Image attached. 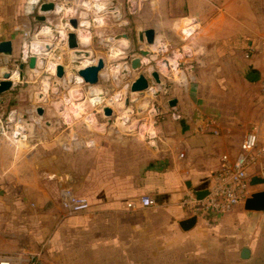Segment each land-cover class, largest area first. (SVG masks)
<instances>
[{"label": "crops", "instance_id": "1", "mask_svg": "<svg viewBox=\"0 0 264 264\" xmlns=\"http://www.w3.org/2000/svg\"><path fill=\"white\" fill-rule=\"evenodd\" d=\"M25 1L0 0V42L12 45L11 57L0 55V81L14 70L22 30L32 25ZM125 14L128 26L115 33L125 32L134 48L143 45L137 28L178 45L183 22L195 21L187 43L193 80L185 89L173 84L156 101V148L107 131L80 148L59 146L45 138L54 102L41 105L39 117L36 103L31 110L20 99L28 83L0 95V121L6 124L9 113L15 119L9 132L37 124L34 143L29 135L18 142L0 136V254L38 255L44 264H251L262 255L264 213L247 212L242 203L211 223L196 218L183 231L179 223L193 214L180 201L211 188L221 157L232 159L248 132L257 133L262 151L249 179L264 181V0H145L137 14ZM31 74L24 67L22 79ZM65 188L89 208L66 213ZM250 188L264 191V183ZM145 196L153 206H139Z\"/></svg>", "mask_w": 264, "mask_h": 264}, {"label": "built area", "instance_id": "2", "mask_svg": "<svg viewBox=\"0 0 264 264\" xmlns=\"http://www.w3.org/2000/svg\"><path fill=\"white\" fill-rule=\"evenodd\" d=\"M144 1L145 0H125V7L127 8L128 14H137ZM43 3H51L53 9L50 13L45 14L44 22L38 23L35 22L34 19L35 16L41 15L39 8ZM23 11L31 19L32 25L22 30L23 41L20 53L15 61L14 70L10 71L9 80L12 83V87L21 83V79L13 77V74L16 72L19 73V65L21 64L24 65V67H28V62L31 58L35 59V68L30 69L33 73L41 70L44 72L50 70L51 75L56 76V68L60 65L63 67L65 75L69 62L75 61V59L70 57L71 52L86 50L92 54V51L88 50V48L92 47L91 45L94 44V40H96L98 47H107L109 59L114 52L117 54V59L119 56H123V58H120L124 60L122 66L130 71V74L126 76L129 77V85L126 86H130L131 82L137 79L139 75H144L147 80V88L142 92L144 97H148V93L154 97H156L158 93L166 95L169 91V86L166 85L167 82H172L178 87L185 89L193 80L192 73L194 65L190 60L191 53L187 44L197 29V25L193 20H185L181 25L179 33L180 41L178 45L155 38L154 42L148 45V48H143L141 45L137 48L135 54H131L133 50L129 47V38L127 41L125 40V46L121 45V43H123L122 40L115 39L117 35L125 32L103 37L102 31L98 30L99 26H102L104 23L107 24L108 18H110L108 16L111 15V17L114 18V13L111 11H117V0H26L23 5ZM70 20L76 21V28L70 25ZM115 20L119 21L117 19ZM121 23H125V20L120 21V24ZM41 31L46 32L47 35L42 38L39 37ZM69 33L75 34L78 45L75 50L68 49L67 42ZM81 33L89 36V43L86 48H81L78 44V35ZM142 49H146L149 52L147 56H140L139 53ZM66 50H68V54H65L64 51ZM55 53L61 55L62 62L51 58V55ZM64 56L66 58H64ZM138 57L141 60V69L138 72H133L129 62L133 58ZM98 59L94 57V59L90 58L87 61L85 60V62H82L84 61L82 59L80 62H76L78 64L75 68L76 73L71 75L70 81L74 80V82L86 84L77 72L86 67L95 65ZM101 59L104 61V68L106 66L111 68L116 63V59H110L111 61L109 62L104 58ZM39 61H41V63L44 62L45 65L40 66ZM161 62L166 64L168 71L167 75L160 74L156 68V64ZM101 71L99 72V77H101ZM153 73L158 74L159 82H156L152 78ZM61 79H63V77ZM260 91L264 96V81L260 86ZM157 100L149 99L145 109H138V112H140L138 120L135 125L126 128L124 131L125 134L123 133V135L132 137L136 140L141 139L146 145L156 148L158 136L155 127L156 118L159 116V110L156 104ZM99 114H103L102 110L88 114L86 116V121L91 125L94 124L96 119L95 116ZM9 117L10 113L4 120H8ZM117 119L122 120L123 123L127 122V118L123 115L117 117ZM109 122L110 119L108 120L107 118V123L109 124ZM0 136L10 138L13 142L26 141L28 137L27 132L22 128H15V130L9 132L8 125L3 124L1 121ZM75 141V139L71 140L72 143H75ZM261 156L262 151L258 148L257 133H246L240 142L238 153L232 159L228 156L221 157L220 168L206 195L199 199L193 192L186 193L180 201L181 208L191 212L193 214L192 216L201 218L207 223H211L218 216L229 213L235 206L244 203L250 196L251 191L248 172L259 162ZM139 204L141 208H148L153 206L154 201L150 197L145 196L139 199ZM60 205L69 215L84 212L89 208L87 199L77 196L70 188H65L61 192ZM128 207L133 208L134 205L130 204ZM0 264L44 263L38 255H24L18 253L0 254Z\"/></svg>", "mask_w": 264, "mask_h": 264}, {"label": "rangeland", "instance_id": "3", "mask_svg": "<svg viewBox=\"0 0 264 264\" xmlns=\"http://www.w3.org/2000/svg\"><path fill=\"white\" fill-rule=\"evenodd\" d=\"M118 2L121 3L122 1L117 0V10L120 12L122 20L120 19L119 21H116L111 15L108 16L110 18H108V21L106 19L107 24L104 23L102 26H99L98 29L102 31L103 37L115 35L117 34L115 33L116 30L124 29L120 27V21H124L126 17V8L124 6L125 0L122 6V3L119 4ZM125 22L127 21L125 20ZM86 38L87 37L81 38V42L86 43L88 41V38ZM131 45L132 43L129 42V47L133 50L131 54H135L137 52V47L134 48ZM142 46L143 48H148L145 44ZM88 50L92 51L95 58H104L108 62L111 61L108 57L109 53H107V47H98L96 40H94L93 48L89 47ZM64 52L65 54H68V50ZM87 53V57L92 56L91 52ZM51 58L62 62L59 53L51 55ZM64 58L66 57L64 56ZM120 58H123V56H119L118 59L115 60L116 63L113 67L110 68L109 66H106L101 71V77H99L97 84L93 86L74 82V80L70 81L71 75L76 73L75 68L78 65L76 62H80L81 60L69 62L63 79L51 75L50 70L45 72L41 70L26 77L25 80L21 79V83L28 84L27 87L24 88V91L21 92L20 99H23L24 102L28 100V102H30L31 110L33 103H36L35 107L43 106L48 100L55 103L57 114L55 113V116L50 120L51 124L48 127L50 132L47 133L45 137L47 141L54 142L63 147L80 148L89 143V137L93 133H100L103 131L102 133L109 132L111 134H125V129L129 126L135 125L138 120L140 114L138 109H145L149 99L157 100L169 96V94L163 95L162 93H158L156 97L149 93L147 94L148 97H144L143 95L132 96L130 86H126L129 85V77H124V67L122 66L124 60ZM173 84L174 83L172 82L166 83L169 87L173 86ZM95 90H98L101 94V103L93 100V92ZM130 99L134 100L131 102L129 101ZM256 104L258 103L256 102ZM261 106H264V99L262 100ZM103 107H108L113 111V116L110 118L109 124L107 123V118H105L103 114L96 115L95 123L92 125L89 124V122L86 121V116L90 113L102 110ZM121 115L127 118L126 123L117 119V117H120ZM29 125L30 130L27 129L26 124L16 125V127L24 129L27 132V135L31 138L29 141L34 143L37 140V124L30 121ZM72 139L76 140L75 143L71 142ZM139 141L145 144L143 140L139 139ZM238 206L239 205L235 206L229 213L233 212ZM258 263L264 264V246L262 247V255L257 257L251 264Z\"/></svg>", "mask_w": 264, "mask_h": 264}, {"label": "water", "instance_id": "4", "mask_svg": "<svg viewBox=\"0 0 264 264\" xmlns=\"http://www.w3.org/2000/svg\"><path fill=\"white\" fill-rule=\"evenodd\" d=\"M53 5L51 3H43L39 11L41 15L35 16V22L42 23L45 21V14H48L52 11ZM70 25L73 28H76V21L75 20H70L69 21ZM128 26V23H121L120 27L126 28ZM136 35L138 42L141 44L145 45H151L154 42L155 39V34L154 31L151 29H142V28H137L136 29ZM116 40H128V36L125 33H120L115 37ZM68 49L69 50H75L77 49L78 45L76 42V37L74 33H69L68 34ZM148 51L146 49L140 50V56L145 57L148 55ZM0 55L4 57H11L12 56V45L10 41H1L0 42ZM130 68L133 72H138L141 69V60L140 58H133L130 62ZM24 65H19V78L22 79V71H23ZM28 68L29 69H34L35 68V59L31 58L28 62ZM104 68V61L99 58L96 61L95 65L86 67L84 69H81L77 72V74L83 79V81L90 86H93L97 84L98 82V75L99 72ZM156 68L158 69L159 73L162 75H167L168 71L166 68V64L164 62L156 64ZM10 74L7 73L4 75L3 79L0 81V95L8 92L11 87L12 83L9 80ZM64 75V70L62 66H58L56 68V77L61 79ZM124 77H126L124 75ZM152 78L156 81L159 82V77L157 73L152 74ZM147 88V80L144 77V75H139L137 79H135L133 82H131L130 85V92L132 96H141L142 92L146 90ZM134 99H130L129 101H133ZM174 101L170 102V105H174ZM103 115L108 118V120L112 116V110L108 107H103L102 109ZM130 112V111H129ZM44 113V110L42 107L38 106L36 108V114L39 117H42ZM13 116H10L8 120L5 121V123L11 124L13 122ZM47 125H50L51 123L49 121L45 122ZM26 127L28 130H30V125L29 122L26 123ZM264 181L262 179L258 178H252L250 180V186H255L257 184H263ZM206 192H200L196 194V197L201 199L206 195ZM243 209L247 212H261L264 213V191H259V192H254L250 194V196L244 201L243 203ZM196 223V217H188L187 219L181 221L179 223L180 228L183 231H188L191 229ZM241 259L246 260L249 258V250L247 248H243L241 250L240 254Z\"/></svg>", "mask_w": 264, "mask_h": 264}, {"label": "bare ground", "instance_id": "5", "mask_svg": "<svg viewBox=\"0 0 264 264\" xmlns=\"http://www.w3.org/2000/svg\"><path fill=\"white\" fill-rule=\"evenodd\" d=\"M112 13H114L113 14V17L115 18V19H117V20H120L121 18H120V12L117 10V11H111ZM47 34H46V32H44V31H41L40 33H39V37H45ZM84 37H87L88 38V41L86 42V43H82L81 42V38H84ZM86 38V39H87ZM85 40V39H84ZM122 42L123 43H121V45H123V46H125L126 45V41L125 40H122ZM88 43H89V36L87 35V34H79L78 35V44H79V46L81 47V48H86L87 47V45H88ZM87 52H89V51H72L71 52V55H70V57L72 58V59H75V60H84V61H82V62H85V60L87 61L88 59H94V57L93 56H91V57H87L88 56V53ZM95 59H98V58H95ZM110 59H117V54H115V52L114 53H112V55H111V58ZM39 65L40 66H43V65H45V63L44 62H42L41 63V61H39ZM123 72H124V75L125 76H128L129 74H130V71H129V69H123ZM13 77H17V78H19V73L18 72H16L15 74H13ZM100 93H99V91L98 90H95L94 92H93V96H94V99L93 100H95L96 102H98V103H101V101H102V99H101V97H100ZM119 106V105H118Z\"/></svg>", "mask_w": 264, "mask_h": 264}]
</instances>
